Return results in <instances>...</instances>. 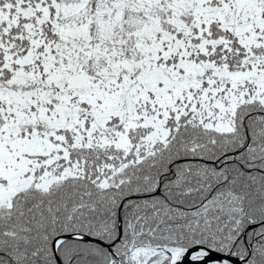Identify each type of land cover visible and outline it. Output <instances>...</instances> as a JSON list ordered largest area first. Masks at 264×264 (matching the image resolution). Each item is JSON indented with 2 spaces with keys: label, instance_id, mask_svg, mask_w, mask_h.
I'll use <instances>...</instances> for the list:
<instances>
[{
  "label": "snow or ice",
  "instance_id": "obj_1",
  "mask_svg": "<svg viewBox=\"0 0 264 264\" xmlns=\"http://www.w3.org/2000/svg\"><path fill=\"white\" fill-rule=\"evenodd\" d=\"M0 264H264V0H0Z\"/></svg>",
  "mask_w": 264,
  "mask_h": 264
}]
</instances>
